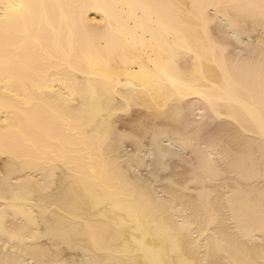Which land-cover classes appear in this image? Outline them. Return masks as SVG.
Segmentation results:
<instances>
[{
    "label": "bare ground",
    "instance_id": "bare-ground-1",
    "mask_svg": "<svg viewBox=\"0 0 264 264\" xmlns=\"http://www.w3.org/2000/svg\"><path fill=\"white\" fill-rule=\"evenodd\" d=\"M0 264H264V0H0Z\"/></svg>",
    "mask_w": 264,
    "mask_h": 264
},
{
    "label": "rangeland",
    "instance_id": "rangeland-1",
    "mask_svg": "<svg viewBox=\"0 0 264 264\" xmlns=\"http://www.w3.org/2000/svg\"><path fill=\"white\" fill-rule=\"evenodd\" d=\"M211 13L213 14V12L211 11ZM221 25H223L222 23H221ZM213 26V30H214V26H216L214 23L210 26V28ZM224 26V27H223ZM223 26H221V27H223L224 28V30H223V32L224 33H226V34H223L222 32V35L223 36H227L226 37V39L229 41V43H230V45H231V47L234 49V51L236 52V53H240V54H247V53H251L252 51H254L256 48H257V43H256V41H255V37H254V34L255 33H251V34H239L238 32H237V30L235 29V28H233V27H230V26H227V24H225V25H223ZM211 29V30H212ZM221 31H222V28H221ZM216 32V31H215ZM216 34V33H215ZM134 111V113H136L137 112V109L136 108H134V110H132V112ZM136 111V112H135ZM210 115V113L208 112V111H206V110H204V109H201V110H196L195 112H194V114L192 113V114H190L189 116V118L191 119V121H194L195 120V122L199 125V127L201 128V132L203 133V130L205 131V130H207L208 131V129L210 130V131H205V133H208L211 137H213V138H215V135L216 134H218V136L216 135V137H220L221 138V141H223V140H230V138L233 136V131H231V130H228V125H227V123H226V119H217V118H214L212 115L209 117V115ZM208 116V117H207ZM212 117L214 118V120H212ZM123 118H125V117H122V119ZM204 121V122H203ZM228 121V120H227ZM202 122H203V124H205V125H203L202 124ZM205 122H207V124L205 123ZM229 122V121H228ZM222 125V126H221ZM225 126H227V127H225ZM218 128V129H217ZM225 128L227 129V130H225ZM203 129V130H202ZM223 129V130H222ZM215 130V131H214ZM221 130H222V132L224 131V132H226V133H222L221 132ZM220 131V132H219ZM211 132V133H210ZM227 132H228V134H230L231 135V133H232V135L230 136V135H228L227 134ZM121 133H123V135L126 137H129L128 139H130V138H132V136L130 135L131 133H129V132H127L126 131V135L124 134L125 132H120L119 134H121ZM127 133L129 134V135H127ZM202 133H201V136H199L200 138H199V140L200 141H202L197 147H196V151H199V152H202V151H206L208 148H210L211 146H213V145H215V144H217L218 143V140H220V138L219 139H212L211 137H209V135L207 134H203V136H202ZM214 133H215V135H214ZM219 133H221V134H219ZM225 134V135H224ZM122 135V134H121ZM121 135L118 137H116V139H117V142H118V144L120 145V151L125 155V156H127L128 157V155H129V157L131 158L132 157V155L134 156V154H135V156H134V158L135 157H139V153H140V158H136V160H134L133 158H131V159H133V161L135 162H138V163H136V165H137V167L138 166H146V167H144V169L145 168H147V171H150V170H154V168H155V164H156V159H155V156H154V154H153V150L152 149H150L151 147H146V146H144V148H143V150L142 151H140V149L142 148L141 146H142V142L140 143L141 145L139 146L138 145V143L140 142V140H133V138H132V143L133 144H135L137 141H139V142H137V144H135V145H133L132 143V145H129L130 143L129 142H131V139L130 140H126V138L124 137V139L127 141H123V138H121L120 139V137H121ZM222 137H221V136ZM224 135V136H223ZM131 136V137H130ZM230 136V137H229ZM202 137V138H201ZM223 137H225V138H223ZM228 138V139H227ZM142 139V138H141ZM210 139V140H209ZM119 140V141H118ZM217 140V141H216ZM142 141V140H141ZM145 143H146V141L145 140H143ZM135 142V143H134ZM213 142V144H211ZM123 144H126V145H128V146H126V145H123ZM202 144V145H201ZM139 146V150L137 151V147ZM131 146L133 147H136V150L134 149V147H133V149L131 148ZM130 147V148H129ZM125 149H128V150H125ZM146 149H149L148 151L150 152H146L147 150ZM175 149V150H174ZM126 151V153H128V154H126L125 153V151ZM134 150V151H133ZM151 150V151H150ZM220 150V149H219ZM145 153H147V154H145ZM188 150H180L178 147H173V148H171V152H178V153H175L176 154V156L174 157V158H176L175 159V162H174V159L172 158H170V157H167L166 158V161L167 162H165V159H164V161H163V171H162V169L160 170L161 172L159 173V172H156V170L154 171V172H156V174H154V172H153V174H152V171H150V173L151 174H148V172L146 171V170H142V167H138V170L136 169L135 171H134V174H136L137 176L138 175H142L143 173V171L145 172V176L143 177V176H141V177H143L142 179H145V180H147V179H149L150 180V178H152L154 175H155V177H153V178H155L154 180H156L157 182L156 183H154L153 184V182L151 183V185L154 187L155 186V184H156V186L154 187L155 188V191H156V189H157V187H158V190H159V186H160V188L162 187L161 186V184L162 185H164V184H169L168 183V181H166V179H168V178H170V175L171 174H174L175 172L174 171H176V170H178L179 169V171L181 170V169H186V168H188V169H186V170H189V172L190 173H193V172H195L196 173V171L199 169V166H200V164H201V162H203V160H209V159H213V161L214 162H216L218 165H220V167H222V168H224V167H228V169H229V171L231 170V169H233L231 166H234V160L231 158L230 159V157H229V160H228V156H226V155H223L224 153H223V151L222 150H220V151H218L217 152V154L216 155H213V156H211L210 158H208V159H197L195 156H196V154H194L195 153V150L194 151H188ZM133 152H135V153H133ZM220 152V153H219ZM187 153V154H186ZM174 154V155H175ZM190 154V155H189ZM194 154V155H193ZM219 154V155H218ZM179 157V158H178ZM180 157H182V158H180ZM196 158V159H195ZM140 159V160H139ZM170 159H171V164H169V162H170ZM177 159H179V160H177ZM180 159H181V161H180ZM186 159V160H185ZM143 160H145V161H143ZM168 160H169V162H168ZM233 162H232V161ZM189 161V162H188ZM192 161V162H191ZM194 161V162H193ZM144 162V163H143ZM147 162V163H146ZM149 162V163H148ZM188 162V163H187ZM143 163V164H142ZM155 163V164H154ZM168 163V164H167ZM177 163V164H176ZM196 163V164H195ZM234 163V164H233ZM145 164V165H144ZM146 164H148V166L146 165ZM178 164H180V165H178ZM222 164V165H221ZM224 164H225V166H224ZM233 164V165H232ZM168 165H171L172 167H170V166H168ZM173 165H174V167H173ZM175 165H177V167L175 166ZM183 165V166H182ZM187 165V166H186ZM180 166L182 167V168H180ZM185 167V168H184ZM153 168V169H152ZM165 168H168V170L167 169H165ZM170 168H173V170L172 169H170ZM176 168H178V169H176ZM149 169V170H148ZM193 169V170H192ZM139 170H141V171H139ZM165 170V171H164ZM140 173H139V172ZM167 171H169L170 172V174H168L167 173ZM178 171V172H179ZM135 172H138V173H135ZM146 172H147V175L150 177H148V178H146ZM162 172H165V173H162ZM172 172V173H171ZM166 173L168 174V176L165 178V176H166ZM158 174H159V176H161V177H158ZM162 174L164 175V176H162ZM144 175V174H143ZM151 175V176H150ZM227 176V175H226ZM158 177V178H157ZM227 177H233V176H227ZM227 177H225V178H227ZM153 178L151 179V181L153 180ZM225 178H222V179H220L219 180V182L217 181L216 183H215V185L217 186V187H219L220 189H222L223 187H224V185L227 183L228 184V182H227V179H225ZM158 179V180H157ZM160 179V180H159ZM160 181H162V182H160ZM148 182H150V181H148ZM160 184V185H159ZM158 185V186H157ZM151 186V187H152ZM159 195H163V193L161 192V191H159Z\"/></svg>",
    "mask_w": 264,
    "mask_h": 264
}]
</instances>
